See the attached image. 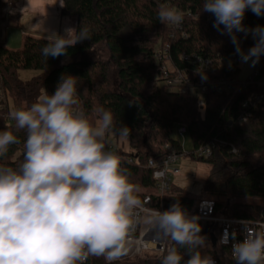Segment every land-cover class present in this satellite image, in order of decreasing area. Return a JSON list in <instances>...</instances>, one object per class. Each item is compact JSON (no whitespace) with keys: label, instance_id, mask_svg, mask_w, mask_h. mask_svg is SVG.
<instances>
[{"label":"trees","instance_id":"trees-1","mask_svg":"<svg viewBox=\"0 0 264 264\" xmlns=\"http://www.w3.org/2000/svg\"><path fill=\"white\" fill-rule=\"evenodd\" d=\"M64 2L61 15L74 17L77 30L83 23L91 32V39L69 47L66 55L44 57L41 49L46 40L31 35L25 36L19 49L9 48L0 42V72L13 109L30 105L45 90L49 94L54 93L63 76H76L80 106L92 122L98 121L97 109L104 108L112 111L117 130L123 125L130 129L127 136L130 150L116 148V151L123 156V167L128 170L131 182L139 185L140 199L155 193V180L147 167L148 160L166 159L173 152H179L176 128L185 124L193 144L191 150L210 140L226 145L217 142L210 157L191 156L212 165L211 175L203 188L208 196L192 197L172 183L163 208L167 210L178 201L187 212H192L202 198H210L216 201L218 209L224 210L225 199L234 197L230 216L260 219L264 215V204L254 203L251 199L264 200V106L259 107L247 122H238L243 110L241 104L250 90L240 86L239 65L225 61L234 56L241 60V57L230 35L223 32L224 26L214 27L215 16L212 14L210 17L209 12L202 11L203 0ZM161 3L183 11L184 20L179 27L159 21L157 12ZM1 6L2 2L0 20L4 19ZM242 23L246 29L264 27V15L257 16L247 9ZM235 34L244 52L256 43L250 31L247 35L245 32ZM159 42L169 44L174 64L184 69H195L198 59H211L213 72L206 75V79L197 74L193 75L194 79L224 78L233 83L232 89L222 92L211 90L200 97L160 87L155 80L159 69L155 47ZM100 45L107 49V60L98 54ZM183 53L191 59H182ZM255 67L264 76V55ZM111 69H114L118 80L114 89L111 88ZM21 70H35L38 74L23 80L19 76ZM3 130H12L20 143L10 145L8 153L0 157V164L16 167L23 159V152L17 158L15 156L17 152L24 151L26 132L16 130L15 121H8L0 114V131ZM167 145L170 148H166ZM231 146L240 150V154L233 153ZM255 156H258V161L254 160ZM229 171L234 172L229 175ZM151 206L159 207L156 203ZM198 223L201 225L200 234L204 236L208 226L201 221ZM179 250L187 260L186 250ZM199 250L202 255L217 257L220 264H236L219 256L207 240ZM91 257L92 264H107L103 256Z\"/></svg>","mask_w":264,"mask_h":264},{"label":"clouds","instance_id":"clouds-1","mask_svg":"<svg viewBox=\"0 0 264 264\" xmlns=\"http://www.w3.org/2000/svg\"><path fill=\"white\" fill-rule=\"evenodd\" d=\"M65 7L64 0H57ZM264 15V0H203L202 11L215 16L214 27L224 26L242 61L252 66L264 55V27L246 29L245 11ZM162 24L179 27L184 13L161 3ZM41 54L66 55L69 47L91 39L90 28L66 27L64 34L46 29ZM251 32L256 43L245 53L236 32ZM206 79L203 71H197ZM76 76L61 78L54 93L46 90L30 105L10 113L16 130L26 132L23 159L16 166L0 164V264H85L90 256H103L111 264L127 253L129 235L141 222L140 187L130 180L122 158L106 148L109 135L121 138L130 129L114 127L111 110L97 109L92 122L78 100ZM20 140L12 130L0 131V157ZM198 216H190L177 201L167 210L153 209L143 222L157 229V239L170 240L161 264H216L202 255L205 246ZM231 234L236 264H264V231L246 227L242 240ZM224 236L221 243L227 242ZM179 246V247H177ZM180 248L186 250L188 256Z\"/></svg>","mask_w":264,"mask_h":264},{"label":"built area","instance_id":"built-area-1","mask_svg":"<svg viewBox=\"0 0 264 264\" xmlns=\"http://www.w3.org/2000/svg\"><path fill=\"white\" fill-rule=\"evenodd\" d=\"M2 1L10 8L16 7L17 0H0V2ZM211 16L212 13H210V17ZM181 58L185 60L191 59V57L185 53L182 54ZM155 59L159 65V69L155 74V80L160 87L167 90L204 97L211 90L222 92L225 90L229 91L233 87V83L224 78L205 81L194 79L193 75H196L197 71H203L206 75H210L213 72V61L211 59H198V64L195 69L191 67L187 69L178 67L173 62L169 44H162L161 42L155 47ZM227 62H233L239 65L240 59L234 56L228 61H225V63ZM240 86L245 90H250L248 97L241 104L243 110L238 116V122L242 123L247 122L259 107L264 106V76L254 67L252 74L248 75L245 79H240ZM13 110V102L8 95L4 85L3 75L0 72V114H3L8 121H12L13 119H11L10 113ZM176 135L180 142L181 149L179 152H173L166 159L156 160L150 158L148 160L147 167L151 169L155 180V193L153 195L146 194L140 199L142 202V209H137L136 211L139 213L141 222H138L134 230L130 232L129 240L126 245L128 249L127 253L118 260L112 261L111 264H122L125 262H133L134 264H161V260L163 256L167 254V249L172 246V242L166 239H157L158 230L144 223L143 218L153 209L165 211L162 204L173 183L172 176L180 172V169L177 167V162L181 157L187 155L197 158L210 157L213 154L214 148L217 146V142L220 143V145H226V143L221 141L210 140L194 150H186L185 143L186 136L188 135L187 126L185 124H179L176 128ZM165 147L170 148L169 145ZM106 148L118 154L115 145L108 141L106 142ZM231 150L237 155L240 154V150L235 146H231ZM118 155L123 159V156L120 154ZM152 203L158 204L159 207L151 206ZM188 214L190 216H198V221L203 222L209 227V240H207V242L212 245L219 256L231 263L235 262L232 258L231 249V234L233 232L237 234L236 240H242L245 235L246 227L252 228L257 232L264 231V215L260 219L235 218L226 215L223 209H218L216 201L210 198H202L198 202L195 210L188 212ZM224 236H228L229 240L221 243L220 240ZM212 239L216 240L215 244H213ZM147 252L154 255H146ZM208 255L215 259L216 264H220L217 257L211 254ZM104 261L109 264L105 258ZM85 264H92L91 256Z\"/></svg>","mask_w":264,"mask_h":264},{"label":"rangeland","instance_id":"rangeland-1","mask_svg":"<svg viewBox=\"0 0 264 264\" xmlns=\"http://www.w3.org/2000/svg\"><path fill=\"white\" fill-rule=\"evenodd\" d=\"M15 6V8H10L2 1L1 15L4 19L0 20V42H4L9 48H21L24 38L27 35L43 38L44 34L41 30V21L44 22V27L46 29L56 31L61 35L64 34V29L66 27H76V19L74 17H64L61 15L62 7H60L57 0H17ZM18 11H20V14ZM248 50L249 49H246L245 53H247ZM98 54L103 59H108L107 49L103 45L98 47ZM239 67V78L242 80L252 74L255 66H252L251 61L244 62L241 59ZM37 74L38 71L35 70L19 71V76L23 80L31 79ZM111 78V88L114 89L118 84L114 69H111ZM107 141L115 145V148H121L125 151L130 150L127 137L121 138L117 134L109 135ZM185 147L186 150H191L193 148L189 134L186 136ZM22 152L23 151L17 152L15 158L22 154ZM257 157L258 156H255L254 160L258 161L259 159ZM177 167L180 169V172L172 176V181L183 189V193L191 195L192 197L208 196L203 188L205 181L210 177L212 172V165L210 163L200 161L187 155L178 160ZM233 172L229 171V175ZM234 201V197L225 199L223 211L226 215L231 213V206ZM251 201L264 204V200L261 199H251ZM146 255L154 254L147 252Z\"/></svg>","mask_w":264,"mask_h":264},{"label":"water","instance_id":"water-1","mask_svg":"<svg viewBox=\"0 0 264 264\" xmlns=\"http://www.w3.org/2000/svg\"><path fill=\"white\" fill-rule=\"evenodd\" d=\"M208 231H209V227L206 228L205 232H204V236L206 238V240H209V235H208ZM213 244H215V239H212Z\"/></svg>","mask_w":264,"mask_h":264},{"label":"crops","instance_id":"crops-1","mask_svg":"<svg viewBox=\"0 0 264 264\" xmlns=\"http://www.w3.org/2000/svg\"><path fill=\"white\" fill-rule=\"evenodd\" d=\"M18 13L20 14V11H18Z\"/></svg>","mask_w":264,"mask_h":264}]
</instances>
